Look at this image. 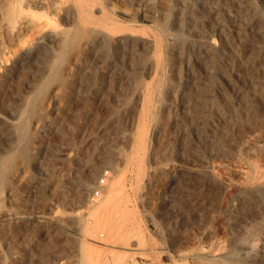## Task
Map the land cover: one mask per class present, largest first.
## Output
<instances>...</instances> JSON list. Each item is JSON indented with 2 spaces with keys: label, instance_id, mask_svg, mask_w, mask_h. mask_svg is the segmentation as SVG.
Wrapping results in <instances>:
<instances>
[{
  "label": "rangeland",
  "instance_id": "rangeland-1",
  "mask_svg": "<svg viewBox=\"0 0 264 264\" xmlns=\"http://www.w3.org/2000/svg\"><path fill=\"white\" fill-rule=\"evenodd\" d=\"M48 1L0 9V264H264V0L241 48L240 0Z\"/></svg>",
  "mask_w": 264,
  "mask_h": 264
},
{
  "label": "bare ground",
  "instance_id": "bare-ground-1",
  "mask_svg": "<svg viewBox=\"0 0 264 264\" xmlns=\"http://www.w3.org/2000/svg\"><path fill=\"white\" fill-rule=\"evenodd\" d=\"M232 1V0H231ZM239 1V0H238ZM247 2V1H246ZM246 2H244L243 0L241 1L240 0V2H235V3H232V10H233V24H235V23H238V25L236 24V25H234V26H237L236 27V29H235V32L234 33H232L231 32V34L230 35H232V42H234L235 44L234 45H236L235 47H240V44H241V37L243 36V37H245L244 36V34L245 33H250V34H254V35H256L255 37L257 38V35H260L261 33H262V29L259 27V26H257V24H256V20H255V18L256 17H254V12H253V9L248 5V4H246ZM19 3H20V5H22V6H24L25 8H27V9H36V10H40V9H51V3L48 1V0H19ZM248 3V2H247ZM3 4V0H0V9H1V6H3L2 5ZM230 6V5H229ZM43 9V10H44ZM23 15V14H22ZM21 14H20V18L19 17H17V19H18V21H16L17 23H16V25L14 26V27H12L11 29V31H10V33H9V31H8V34L13 38V37H15V38H17V36H19V34H21L24 30H26V29H28V28H30L31 26H32V23H31V21L29 20V18L27 17V15L26 16H22ZM256 16V15H255ZM231 17V16H230ZM32 19V18H31ZM34 20V19H33ZM35 23V22H34ZM34 26V25H33ZM239 26V27H238ZM10 29V28H9ZM234 29V28H233ZM6 34V33H5ZM227 35V34H226ZM246 35V34H245ZM248 35V34H247ZM9 36V37H10ZM228 36V35H227ZM252 37V36H251ZM263 37V36H262ZM227 38V37H226ZM255 38V39H256ZM247 39V38H246ZM245 39V40H246ZM252 39H254V37L252 38ZM254 39V40H255ZM261 39H263V38H261ZM244 40V41H245ZM251 40V39H250ZM259 40H260V37H259ZM258 40V41H259ZM243 41V40H242ZM247 41V40H246ZM207 42V41H206ZM231 42V43H232ZM205 43V42H204ZM230 43V42H229ZM245 43H247V42H245ZM242 44H243V42H242ZM254 44L255 43H253V45L252 46H254ZM226 45H228V44H226ZM257 45V44H256ZM259 45V44H258ZM242 46V45H241ZM251 46V47H252ZM234 47V46H233ZM249 47V46H248ZM259 47V46H258ZM241 48V47H240ZM253 48V47H252ZM251 48V49H252ZM260 48V47H259ZM228 49H229V47H228ZM244 49V48H243ZM250 49V48H249ZM206 51H207V49H205ZM204 50V51H205ZM212 50V49H211ZM244 50H246V49H244ZM256 50V49H255ZM205 51V56L208 54L207 52ZM209 51H210V49H209ZM208 51V52H209ZM230 51V50H229ZM227 52V54H223L224 56L222 57L223 58V60H222V65H221V67H223V72H222V74H225L226 75V77H224V79H225V81L223 80V79H221V78H219V79H221V80H223L224 81V86H223V91L221 90V94L218 96L219 97V100L218 101H216V103H214V105H215V108H214V110H213V112L211 111L210 113H208V114H205L206 112H204V109L202 108V106H200L198 103V101L197 102H194V107L191 109V111H192V114H191V117H190V119H188V120H190V127H195V129H198L199 131H201V132H203V135L205 134V132H206V138L208 137V139H217L218 137H216L215 135H214V133L215 134H217V135H223V136H225L226 135V137H227V128H228V123H227V118L230 116V115H228L227 114V105H228V97H230V94L227 92V85H228V83H227V65H229L230 66V64H231V61L233 60V57L235 58V55H236V53L237 54H239L238 53V51L236 52V51H230V52ZM243 51V50H242ZM264 51V50H263ZM210 53V52H209ZM211 54V53H210ZM245 54V53H244ZM247 55H249V54H247ZM261 56V55H260ZM263 56V55H262ZM248 57V56H247ZM251 57H253V56H251ZM250 57V58H251ZM255 57V56H254ZM212 58V57H211ZM256 58H258V57H256ZM255 58V61L256 60H258V59H256ZM209 60V59H208ZM216 60V59H215ZM238 60V59H237ZM210 61V60H209ZM234 61V60H233ZM242 61V60H241ZM250 61V60H249ZM253 61V60H252ZM252 61H250V62H252ZM198 62V61H197ZM204 62V61H203ZM215 62V61H214ZM218 62V61H217ZM237 62V61H236ZM247 62V61H246ZM227 63H229V64H227ZM235 63V62H234ZM240 63H242V62H240ZM254 63H256V62H254ZM199 64V63H198ZM206 63H204V65H205ZM212 64V63H211ZM214 64H217V63H213V65ZM248 64H250V63H248ZM253 64V63H252ZM259 64V63H258ZM236 65V64H235ZM241 65V64H240ZM210 67V66H209ZM213 67V66H212ZM215 67V66H214ZM231 67H233V64H232V66ZM248 67V66H247ZM250 67H252V66H250ZM206 68H207V65H206ZM208 69V68H207ZM219 69V67L217 68V70ZM231 69V68H230ZM229 69V71H230V73H232V70H230ZM233 69V68H232ZM220 70H221V68H220ZM209 71V70H208ZM234 71V70H233ZM217 72V71H216ZM215 72V73H216ZM220 72V71H219ZM235 72V71H234ZM196 73V72H195ZM199 73V72H198ZM218 73V72H217ZM221 74V75H222ZM200 75H201V73H200ZM205 74H203V75H201L200 77H202V76H204ZM207 75V74H206ZM198 76H199V74H198ZM210 76V75H209ZM212 76V75H211ZM228 77H229V75H228ZM232 77V76H231ZM196 78H199V77H197L196 76ZM222 78H223V75H222ZM192 79V78H191ZM195 79V77L193 78V80ZM202 79V78H201ZM205 78H203V80H204ZM195 80H198V79H195ZM199 81V80H198ZM202 81V80H201ZM211 81V80H210ZM192 82V81H191ZM195 82V81H194ZM193 82V83H194ZM200 82V81H199ZM205 83H206V81H204ZM196 83V82H195ZM202 83V82H201ZM205 83H203V84H205ZM211 83V82H210ZM202 84V85H203ZM212 84V83H211ZM210 85V84H209ZM220 85V84H219ZM194 88H196L197 86L194 84ZM204 86V85H203ZM202 86V87H203ZM221 86V85H220ZM220 86H217V87H219V88H222V87H220ZM198 87H200V86H198ZM210 87H211V85H210ZM213 87V86H212ZM234 85H233V89H234ZM237 88V87H236ZM217 89V88H216ZM240 89V88H239ZM238 89V90H239ZM195 90H197V89H195ZM199 90V89H198ZM202 90V89H201ZM204 90H205V88H204ZM198 91H195V93L194 94H196ZM204 92H207V91H204ZM203 92V93H204ZM231 92V91H230ZM192 93V92H191ZM214 93V92H213ZM240 93V92H239ZM255 93V92H254ZM215 94H217L216 92H215ZM199 95V94H198ZM200 95H202V92H201V94ZM216 96V95H215ZM201 98V97H200ZM212 98V97H211ZM198 99V98H197ZM205 99V98H204ZM241 99V98H240ZM250 99V98H249ZM248 99V101H250ZM196 100V99H195ZM188 101V100H187ZM186 101V102H187ZM185 102V103H186ZM230 102V101H229ZM233 103V102H232ZM204 104V103H203ZM212 104V103H211ZM239 104V103H238ZM247 105V104H246ZM206 106V105H205ZM208 106H209V104H208ZM204 107V106H203ZM211 108V107H210ZM242 108H243V106H242ZM187 109V108H186ZM189 113V112H188ZM232 115V114H231ZM230 117H232L233 118V116H230ZM231 118V119H232ZM228 121H230V119L228 120ZM231 128V127H230ZM194 129V131H196ZM192 130V129H191ZM232 130V129H231ZM228 131H229V129H228ZM187 132V131H186ZM198 132V131H197ZM195 133V132H194ZM187 134V133H186ZM197 134V133H196ZM229 134V133H228ZM199 135H201L200 133H199ZM188 136V135H187ZM197 136V135H196ZM202 136V135H201ZM202 138V137H201ZM204 139V138H203ZM221 139V138H220ZM198 140V138L195 140V139H193V138H191V139H189L188 141H187V145L186 146H188V148L192 151V150H195L196 149V147H197V145H199V141H197ZM200 140V139H199ZM203 141V140H202ZM201 142V141H200ZM210 142V141H209ZM219 142H220V140H219ZM219 142H216V143H219ZM203 143V142H202ZM201 143V144H202ZM205 143V142H204ZM215 143V142H214ZM210 144V143H209ZM217 145V144H216ZM200 146V145H199ZM203 147H205L204 145H202ZM220 146V145H219ZM219 146H217V147H219ZM201 147V146H200ZM210 147H212V145L210 146ZM214 147V146H213ZM101 148V147H100ZM193 148H195V149H193ZM103 149V148H102ZM133 149V148H132ZM199 149V148H198ZM211 150V149H210ZM98 151H101L99 148H98ZM104 151V149L102 150V152ZM187 151V150H186ZM202 151V150H201ZM184 152V151H183ZM99 153V152H98ZM190 153V152H189ZM193 152H191V154H192ZM199 153V152H198ZM212 153V152H211ZM194 154V153H193ZM190 156V155H189ZM194 156V155H193ZM184 177V176H183ZM187 178V177H186ZM187 183H189V185L188 184H186V185H188L189 186V189L190 190H194L195 188H198L201 184L200 183H192V182H187ZM184 185V184H183ZM183 188V187H182ZM185 189H187V188H185ZM112 190V189H111ZM199 190V189H198ZM198 190H194V191H198ZM185 191V190H184ZM202 191V190H201ZM200 192V191H199ZM199 192H197V194L199 193ZM185 193V192H184ZM192 193V192H191ZM188 195H189V193H187ZM196 194V193H195ZM194 194V196H193V198L196 200V199H198V195H195ZM193 195V194H192ZM201 196V195H200ZM205 197V196H204ZM191 198V197H190ZM202 200V199H201ZM203 200H204V198H203ZM195 202V201H194ZM202 202V201H201ZM195 204V203H194Z\"/></svg>",
  "mask_w": 264,
  "mask_h": 264
},
{
  "label": "built area",
  "instance_id": "built-area-1",
  "mask_svg": "<svg viewBox=\"0 0 264 264\" xmlns=\"http://www.w3.org/2000/svg\"><path fill=\"white\" fill-rule=\"evenodd\" d=\"M94 194H96V193H94Z\"/></svg>",
  "mask_w": 264,
  "mask_h": 264
}]
</instances>
